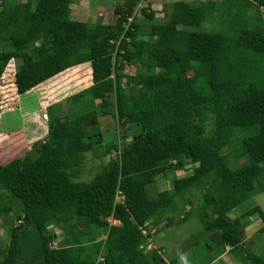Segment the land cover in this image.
Wrapping results in <instances>:
<instances>
[{"label":"trees","instance_id":"trees-1","mask_svg":"<svg viewBox=\"0 0 264 264\" xmlns=\"http://www.w3.org/2000/svg\"><path fill=\"white\" fill-rule=\"evenodd\" d=\"M75 1L22 8L0 0V80L17 62L12 84L21 96L89 63L93 83L66 115L48 108L47 138L35 159L21 169L0 164V217L17 222L7 229L0 264H183L147 246L194 219L201 230L183 247L191 249L190 262L210 264L227 248L243 264H264V247L252 252L254 241L241 234L242 221L255 215L262 222L256 233H264V211L255 205L229 217L264 193V0H177L165 10L168 21L151 22L149 39L140 42L138 24L122 23L143 0H123L114 9L118 22L106 25L72 20ZM142 13L154 21L148 6ZM127 65L140 71L123 86ZM99 116L118 123L120 154L89 182L73 181L84 155L102 143L101 133L85 131ZM170 174L171 188L150 198L156 177ZM174 214L181 218L173 221Z\"/></svg>","mask_w":264,"mask_h":264},{"label":"rangeland","instance_id":"rangeland-1","mask_svg":"<svg viewBox=\"0 0 264 264\" xmlns=\"http://www.w3.org/2000/svg\"><path fill=\"white\" fill-rule=\"evenodd\" d=\"M21 7L24 8L28 3L32 5L35 4L36 0H18ZM155 1V0H154ZM171 2L172 0H167ZM204 0H190L193 6L199 5ZM218 1V0H217ZM81 5L80 8L76 7L73 9L71 7L70 18L72 20H79L88 23L89 25L94 24H115L119 20V16H116L114 9L116 6L121 5L123 0H102V1H83L74 2ZM165 4V5H164ZM162 5V0H157L152 5L147 1H142L134 10V13L129 20L122 23V26L126 29L129 23L136 22L139 26V36L137 37L138 42L148 40V31L150 30L149 25L152 23H164L167 22V17H164L165 10H169V4L164 3ZM154 11L155 17L154 21L148 20L142 13V8L147 7ZM78 10V11H77ZM77 11V12H76ZM260 17L262 10H259ZM250 15L257 14V9L252 8L250 10ZM131 20V21H130ZM214 24V23H213ZM212 25L204 24L202 29H208ZM122 39V35L119 37ZM130 39H128L129 41ZM13 62V61H11ZM11 62L9 64H11ZM17 63V62H16ZM155 65L157 61L154 60ZM8 64V65H9ZM115 65V62H114ZM17 66V65H16ZM85 66V67H84ZM89 64L83 65V67L76 70H65L61 74L52 77L47 82H45L41 87L37 88L35 91L30 92L25 96H18L13 87L12 81L16 70L11 64L6 67V70L0 80V164L5 167L19 168L25 166L26 160L28 158L35 159L41 149L42 143L47 138V125L50 122V117L48 113V108H53L56 105V114L66 115L69 108L75 106L80 98L84 96V93L90 91L92 86L91 70H87ZM140 71L138 65L129 66L127 65L122 71L124 77L122 78V85L124 86L127 82L128 76H134ZM102 85V84H100ZM98 85V86H100ZM99 88V87H98ZM99 93L105 92L106 88L103 85ZM88 90V91H86ZM100 95V94H97ZM79 96V97H78ZM99 97V96H98ZM71 98V100H70ZM98 101H96V104ZM99 110V103L97 105ZM48 114V121H44L39 127L33 126V120L35 117H40L41 114ZM87 136H92L97 133L102 134V143L98 144L96 148L89 153L84 155V160L79 168V173L74 177L73 181H80L87 183L90 179L96 175L103 166H106L110 160H114L120 154V138L119 134L121 129L118 128V123L111 116H99L98 124L91 126L86 130ZM10 138H7L8 133H13ZM130 139L127 140L129 142ZM109 146H116L117 150ZM227 152V150H225ZM190 173V168L186 171H177L174 173L175 177H183ZM173 175L168 177L158 176L154 184L149 186L148 195L150 198H155L157 193L165 189L171 188V179ZM258 205L264 211V193L259 194L253 199H249L243 204H240L233 211L230 212V218H236L239 214L244 213L249 208ZM187 210V209H186ZM174 220H179L181 217L179 214L173 215ZM166 219L164 217L163 221ZM243 229L242 236H244V241H254L249 245L251 251L258 253L259 248L264 247V233H256L262 227V222L260 218L255 215L248 219L242 221ZM112 224L119 225V222H112ZM164 224V222L162 223ZM17 225V222L13 220L12 216L10 219H4L0 217V250H3L9 242V233L7 229ZM54 234L60 233V230L56 226L49 227ZM201 230L196 219L189 220L188 222L177 226L172 225L168 227L165 231L158 234L154 239H152L151 248H164L163 259L170 263L172 260H178L183 264H203V260H194V263L190 262L191 254H189L191 249H185L183 247L188 246L186 244L189 240L192 241L193 232ZM257 235V236H255ZM57 237V235H56ZM98 239L104 238L103 234L97 235ZM60 239V237L58 238ZM189 241V242H190ZM205 241V240H203ZM202 241V242H203ZM55 245L56 240H54ZM194 243V242H192ZM197 249L193 246V249ZM254 248V249H253ZM2 255L0 254V259ZM210 264H243L241 260L236 258L231 252L225 248L223 254L218 257V259L211 261Z\"/></svg>","mask_w":264,"mask_h":264},{"label":"crops","instance_id":"crops-1","mask_svg":"<svg viewBox=\"0 0 264 264\" xmlns=\"http://www.w3.org/2000/svg\"><path fill=\"white\" fill-rule=\"evenodd\" d=\"M83 1H85V0L75 1V2H83ZM144 1H147V3L149 2L150 5H152V7H153V4H154L155 2H157V0H155V1H154V0H144ZM175 1H177V0H172L171 2H168L167 0H162V5H163L164 3L169 4V3H173V2H175ZM184 1L188 2L191 6H193V3L190 2V0H184ZM164 5H165V4H164ZM72 6H73V9H76V7L80 8L81 5H78L77 3H74V2H73V3L70 5V10H71V7H72ZM148 7H149V6H148ZM77 11H78V10H77ZM77 11H76V12H77ZM70 13H71V11H70ZM10 62H11V61H10ZM11 64L14 66V69L12 68L11 70H17V69H18V67L16 66L17 63H16L15 61L11 62ZM11 64H9L8 67H9ZM85 64H87V63L81 64V65H77V66L71 67V68L66 69V70H76V69H79V68L83 67V65H85ZM88 64H89V63H88ZM84 67H85V66H84ZM86 69H87V70H91V68H90V64H89V68L87 67ZM63 72H64V71H63ZM60 74H61V73H60ZM56 76H57V75H56ZM47 81H48V80H47ZM47 81H45V82H47ZM45 82L41 83L40 85L36 86V87L33 88L32 90L28 91L27 93H25V94H23V95H21V96L28 95L30 92L35 91L37 88L41 87V85H43ZM43 122H44V121H42L40 117H39V118H38V117H35L34 120H33V126H35V127H39V125H41Z\"/></svg>","mask_w":264,"mask_h":264},{"label":"built area","instance_id":"built-area-1","mask_svg":"<svg viewBox=\"0 0 264 264\" xmlns=\"http://www.w3.org/2000/svg\"><path fill=\"white\" fill-rule=\"evenodd\" d=\"M130 18H128L129 20ZM131 21V20H130ZM41 120L42 121H48V114L46 113V111L44 113L41 114ZM116 200L117 201H120V193L117 192V195H116ZM144 235H146V231H142Z\"/></svg>","mask_w":264,"mask_h":264},{"label":"clouds","instance_id":"clouds-1","mask_svg":"<svg viewBox=\"0 0 264 264\" xmlns=\"http://www.w3.org/2000/svg\"><path fill=\"white\" fill-rule=\"evenodd\" d=\"M109 222L112 224V222H117V221H113V220L109 219ZM114 225H115V224H114ZM151 245H152V244H148V246H147V250H148V249H151Z\"/></svg>","mask_w":264,"mask_h":264}]
</instances>
